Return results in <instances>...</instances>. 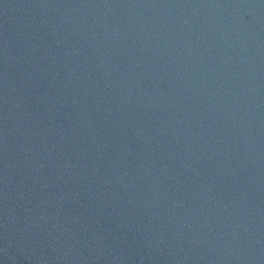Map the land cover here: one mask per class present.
Instances as JSON below:
<instances>
[{
	"label": "water",
	"instance_id": "obj_1",
	"mask_svg": "<svg viewBox=\"0 0 264 264\" xmlns=\"http://www.w3.org/2000/svg\"><path fill=\"white\" fill-rule=\"evenodd\" d=\"M0 264H264V0H0Z\"/></svg>",
	"mask_w": 264,
	"mask_h": 264
}]
</instances>
